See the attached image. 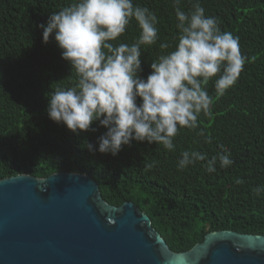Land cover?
Returning <instances> with one entry per match:
<instances>
[{
	"label": "trees",
	"instance_id": "1",
	"mask_svg": "<svg viewBox=\"0 0 264 264\" xmlns=\"http://www.w3.org/2000/svg\"><path fill=\"white\" fill-rule=\"evenodd\" d=\"M70 2L0 0V180L19 174H87L108 203L134 201L175 252L191 249L211 231L264 235V193L254 192L264 187V0H200L206 16L216 17L222 31L239 37L247 57L244 70L223 97L214 98L212 116L201 114L200 128L179 131L174 150L132 141L115 156L85 146L98 148L107 130L99 121L91 126L96 131L72 132L47 113L49 94L70 87L74 72L61 57L54 34L43 42L39 25ZM194 2L181 0L180 7L188 12ZM133 3L149 7L159 18V41L146 46L140 57L139 75L146 78L151 60L161 54L159 43H171L177 34V21L172 0ZM138 32L133 20L121 42L131 44ZM207 87L215 97L211 81ZM201 129L211 143L199 135ZM220 145L231 153V166L220 168L217 162L213 173L205 171L206 161L178 168L183 151H200L211 159L223 151Z\"/></svg>",
	"mask_w": 264,
	"mask_h": 264
},
{
	"label": "clouds",
	"instance_id": "2",
	"mask_svg": "<svg viewBox=\"0 0 264 264\" xmlns=\"http://www.w3.org/2000/svg\"><path fill=\"white\" fill-rule=\"evenodd\" d=\"M181 0H172L177 34L171 43H159L161 54L151 60L146 78L141 55L146 46L159 41V18L147 6L133 0H71L49 15L43 42L54 40L74 72L70 87H57L48 96L47 113L72 132L96 131L95 121L107 130L98 138V148L89 151L117 155L132 141L155 142L174 150V139L182 129L200 128L199 117L212 116L214 98L219 99L238 81L247 57L241 53L239 37L222 31L214 16H206L200 0L185 12ZM139 29L131 43L121 42L132 21ZM171 49V50H169ZM213 83L215 97L208 85ZM140 98V103H137ZM205 143L212 138L203 129ZM208 159L205 153L185 150L178 160L183 169L204 162L207 173L231 166V153L224 149ZM151 168L152 165H146ZM241 184V179H236ZM257 196L264 187H256Z\"/></svg>",
	"mask_w": 264,
	"mask_h": 264
},
{
	"label": "water",
	"instance_id": "3",
	"mask_svg": "<svg viewBox=\"0 0 264 264\" xmlns=\"http://www.w3.org/2000/svg\"><path fill=\"white\" fill-rule=\"evenodd\" d=\"M0 264H264V235L211 231L173 251L134 201L102 197L89 175L0 180Z\"/></svg>",
	"mask_w": 264,
	"mask_h": 264
}]
</instances>
